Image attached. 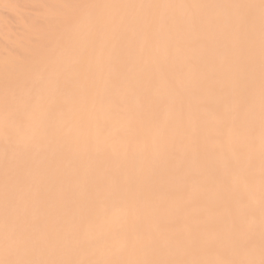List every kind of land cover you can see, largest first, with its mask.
<instances>
[{
    "label": "bare ground",
    "instance_id": "1",
    "mask_svg": "<svg viewBox=\"0 0 264 264\" xmlns=\"http://www.w3.org/2000/svg\"><path fill=\"white\" fill-rule=\"evenodd\" d=\"M23 1L0 264H264V0Z\"/></svg>",
    "mask_w": 264,
    "mask_h": 264
},
{
    "label": "rangeland",
    "instance_id": "2",
    "mask_svg": "<svg viewBox=\"0 0 264 264\" xmlns=\"http://www.w3.org/2000/svg\"><path fill=\"white\" fill-rule=\"evenodd\" d=\"M52 11L49 16L55 17ZM44 16L42 5L40 3H27L23 0H0V53H6V48L11 46L16 40L20 39L23 29L28 20H38ZM23 89L29 91L30 84H25ZM10 97L0 102V120L4 117H10L12 120L22 121L23 117L18 113V105ZM4 127L6 123H1ZM54 125H48L45 129L52 130ZM27 130L28 128L25 127ZM35 150L34 147L28 148L29 153ZM16 220L20 216H15ZM21 233V231H18ZM20 264H25L20 263Z\"/></svg>",
    "mask_w": 264,
    "mask_h": 264
}]
</instances>
